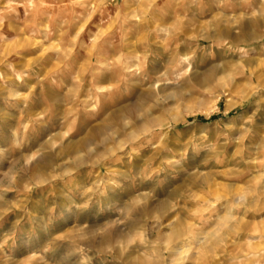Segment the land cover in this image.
Wrapping results in <instances>:
<instances>
[{
    "label": "rangeland",
    "instance_id": "obj_1",
    "mask_svg": "<svg viewBox=\"0 0 264 264\" xmlns=\"http://www.w3.org/2000/svg\"><path fill=\"white\" fill-rule=\"evenodd\" d=\"M0 21V264H170L174 230L264 264V0H0Z\"/></svg>",
    "mask_w": 264,
    "mask_h": 264
},
{
    "label": "bare ground",
    "instance_id": "obj_2",
    "mask_svg": "<svg viewBox=\"0 0 264 264\" xmlns=\"http://www.w3.org/2000/svg\"><path fill=\"white\" fill-rule=\"evenodd\" d=\"M124 111H125V109H124ZM129 118H131L130 112L125 111V112H122L119 114L117 113L112 118H110L108 125L99 128V131L101 133L100 135H103V134L107 135L104 138L105 140H110V141L113 140L114 141L113 133L110 132V130L112 129V127H115L116 131H119V130L124 131L125 130V132H126V130L128 129L127 128V126H128L127 119H129ZM140 128L146 130L147 128H149V125L147 122H142ZM99 131H97V132H99ZM138 136H139L138 132H136L135 130H132V129L127 134V137L129 140H134ZM119 147H121V145ZM172 232H173L172 235H175L173 241L175 240V238H177V239L175 240V242L172 241L173 245L168 246V248L170 249V250H168L169 255L172 257V259L168 263H170V264H219V261L216 258V256H217L216 253H215L216 256L214 254L211 257L209 256V254L206 255L207 253H210L211 249H212L210 243H208V240L211 238L210 235L207 234L205 236H197L195 238L193 237L194 239H192V235L194 236V234L192 233V231L191 232L189 231V234L186 235L188 237L187 238L185 237V239H187L190 246L185 249L184 247H182L183 242L181 243L182 245L178 246V243L180 244V242H181V241H179L180 240L179 233L176 232L175 230ZM200 250L205 252L206 259L204 261L200 259ZM183 252H186V254L184 256L181 255L180 257H177L178 255L182 254ZM219 255L220 254H218V256Z\"/></svg>",
    "mask_w": 264,
    "mask_h": 264
},
{
    "label": "clouds",
    "instance_id": "obj_3",
    "mask_svg": "<svg viewBox=\"0 0 264 264\" xmlns=\"http://www.w3.org/2000/svg\"><path fill=\"white\" fill-rule=\"evenodd\" d=\"M0 23H2V21H0ZM195 52L193 51V52H189V53H187L186 55H184L183 57H181L180 58V62L178 63V64H176L175 65V67L177 68V69H179V67H180V65L181 64H184L185 62H188V61H192L194 58H195ZM127 71H132L131 69H126ZM139 72V70H137V73ZM136 73H134V75H135ZM185 75H187V73H184ZM145 78H147V77H145ZM161 79H163V78H161ZM133 86H136L135 85V82L133 83V84H131L130 85V87H133ZM167 86H169V87H171V86H174V85H167ZM108 90L107 89H104V88H97L96 89V92L97 93H105V92H107ZM133 101H129V103H132ZM161 139H163V137H161Z\"/></svg>",
    "mask_w": 264,
    "mask_h": 264
}]
</instances>
